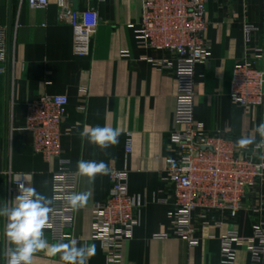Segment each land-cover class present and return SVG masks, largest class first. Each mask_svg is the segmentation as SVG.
<instances>
[{
    "label": "crops",
    "instance_id": "obj_1",
    "mask_svg": "<svg viewBox=\"0 0 264 264\" xmlns=\"http://www.w3.org/2000/svg\"><path fill=\"white\" fill-rule=\"evenodd\" d=\"M75 9L94 7L99 24L94 31L92 53L76 56L72 49V28L59 18L55 3L32 8L25 0H0V25L8 29L9 59L0 72V207L9 205L18 191L9 184L27 182L53 201L57 158L46 160L32 148V134L26 129L27 104L41 95L66 94L67 116L62 124L61 152L77 171V162L103 161L112 169L128 170L127 188L141 207L133 236L124 244L121 264H228L221 259V234L236 229L242 236L253 235V216L241 210L223 229L200 228L199 244L170 236L168 212L174 197L162 180L166 158L175 154L170 134L177 126L176 82L172 74L160 71L153 61L162 52L138 43L135 28L142 13V0H73ZM206 33L211 46L210 60L196 66L195 122L207 130L230 127L235 140L255 135L264 107L244 108L229 95L230 78L243 56L244 25L258 28L253 45L264 49V0H211L206 12ZM11 31V38L9 32ZM153 61H151V60ZM118 130V143L102 150L82 136L86 127ZM133 135L132 151H126V137ZM110 174H97L94 181L78 177L77 193L90 198L76 210L72 238L49 243L95 245L88 264H107L106 252L93 238V207L106 200ZM167 200V202L165 201ZM258 196L248 206L259 204ZM6 219L0 217V264L8 246L4 236ZM34 264H64L60 254L40 251ZM232 264H252L251 255L239 249ZM264 264V257L261 263Z\"/></svg>",
    "mask_w": 264,
    "mask_h": 264
},
{
    "label": "built area",
    "instance_id": "obj_2",
    "mask_svg": "<svg viewBox=\"0 0 264 264\" xmlns=\"http://www.w3.org/2000/svg\"><path fill=\"white\" fill-rule=\"evenodd\" d=\"M25 1L32 8L55 3L60 20L72 28L73 53L81 57L92 53L94 31L99 24L94 7L75 9L73 0ZM210 1L142 0L141 17L134 30L139 44L162 52L160 59L150 60L160 71L172 74L176 82L177 128L170 134V148L175 149V154L166 158L162 175L174 200L168 212L170 232L164 237H178L197 246L200 228L223 229L228 221L235 220L241 210L249 207L257 217L253 235L242 236L236 229L224 231L220 236L221 259L232 264L238 250L245 249L251 255V263L259 264L264 257V148L257 150L254 145L238 148L237 140L229 135L230 127L223 136L220 130H207L197 124L194 117L196 66L208 62L211 56L206 36ZM257 30L253 24L244 25V54L236 62L230 78V98L244 108L264 107V49L253 45ZM8 59V29L0 25V72L6 71ZM68 105L66 94L41 95L27 104L26 129L32 134L33 151L46 160L57 158L59 162L54 172L50 227L44 229V238L53 242L72 238L70 231L77 210L67 204V198L77 193L78 177L61 152L62 124ZM132 146L133 135L129 132L127 153L132 151ZM109 174L108 197L93 207V238L101 242L107 264H121L124 244L133 236L141 205L128 192V170L112 169ZM21 184L30 187L27 182L15 179L9 184V193L19 192ZM253 195L260 202L250 207L248 198Z\"/></svg>",
    "mask_w": 264,
    "mask_h": 264
},
{
    "label": "clouds",
    "instance_id": "obj_3",
    "mask_svg": "<svg viewBox=\"0 0 264 264\" xmlns=\"http://www.w3.org/2000/svg\"><path fill=\"white\" fill-rule=\"evenodd\" d=\"M256 136L241 137L236 141L238 148L254 145L257 150L264 148V122L255 128ZM120 133L109 127H86L82 136L90 143L96 144L102 150L118 143ZM264 159V157H262ZM110 167L103 161L77 162L76 177H87L94 181L97 174L107 175ZM90 198L87 192L73 193L68 196L67 204L72 209L84 207ZM53 201L49 197L38 193L35 188L19 186L17 195L10 205L0 207V217L6 219L4 236L12 247L7 248L3 255L6 264H34V254L44 251L48 254H60L64 264H88V260L95 252V245H78L73 239L68 243H49L44 238V229L50 227L49 216L53 212Z\"/></svg>",
    "mask_w": 264,
    "mask_h": 264
},
{
    "label": "water",
    "instance_id": "obj_4",
    "mask_svg": "<svg viewBox=\"0 0 264 264\" xmlns=\"http://www.w3.org/2000/svg\"><path fill=\"white\" fill-rule=\"evenodd\" d=\"M74 1H75V3H76L77 0H74ZM9 36H10V38H11V31L9 32Z\"/></svg>",
    "mask_w": 264,
    "mask_h": 264
}]
</instances>
